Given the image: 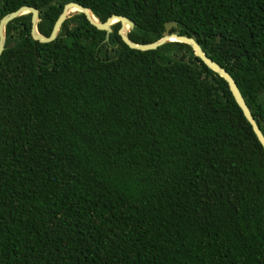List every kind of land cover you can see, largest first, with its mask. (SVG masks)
<instances>
[{
  "label": "trees",
  "instance_id": "16d2710c",
  "mask_svg": "<svg viewBox=\"0 0 264 264\" xmlns=\"http://www.w3.org/2000/svg\"><path fill=\"white\" fill-rule=\"evenodd\" d=\"M71 1L138 43L176 21L264 135V0H0V19L35 7L48 36ZM30 28L9 21L0 54V264H264V150L227 82L119 21Z\"/></svg>",
  "mask_w": 264,
  "mask_h": 264
},
{
  "label": "water",
  "instance_id": "95a60500",
  "mask_svg": "<svg viewBox=\"0 0 264 264\" xmlns=\"http://www.w3.org/2000/svg\"><path fill=\"white\" fill-rule=\"evenodd\" d=\"M71 9H75L74 11L77 12H82L90 24H92L94 27H96L99 30L105 31L104 40L108 39V35L112 30L111 25L114 22L119 21L120 28L118 29V33L122 41L128 47L133 49H138V50L155 49L158 46L169 41H179L190 45L194 52V55L198 57L209 69L217 73L227 82L229 90L235 102L240 107L243 115L251 125L253 132L255 133L258 141L260 142L264 150V135L260 130L258 124L256 123L254 117L252 116L247 104L245 103V100L242 97L233 77L224 67H222L219 63L208 57L201 48V46L199 45V43L193 37L170 32L171 27L176 25V21H168L165 23V30L160 38L147 43H138L131 40L128 37L127 33L130 29H132L135 26V22L129 19L127 16L113 14L109 16L105 21H100L94 16V14L91 12V10L88 7L83 6L77 2L71 1L64 4L62 11L60 12V14L58 15L57 19L53 24L50 34L48 36H45L37 30V21L39 20V10L29 5H22L17 9L6 13L0 19V54L5 47V25L12 19L24 13H28V12L31 13V28H30L31 37L39 42H50L56 38L62 22L69 15ZM12 44L13 43H10L9 46H11Z\"/></svg>",
  "mask_w": 264,
  "mask_h": 264
},
{
  "label": "bare ground",
  "instance_id": "6f19581e",
  "mask_svg": "<svg viewBox=\"0 0 264 264\" xmlns=\"http://www.w3.org/2000/svg\"><path fill=\"white\" fill-rule=\"evenodd\" d=\"M75 9H71L70 13L73 12Z\"/></svg>",
  "mask_w": 264,
  "mask_h": 264
},
{
  "label": "rangeland",
  "instance_id": "374dc122",
  "mask_svg": "<svg viewBox=\"0 0 264 264\" xmlns=\"http://www.w3.org/2000/svg\"><path fill=\"white\" fill-rule=\"evenodd\" d=\"M74 12V11H73Z\"/></svg>",
  "mask_w": 264,
  "mask_h": 264
}]
</instances>
